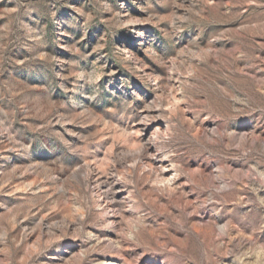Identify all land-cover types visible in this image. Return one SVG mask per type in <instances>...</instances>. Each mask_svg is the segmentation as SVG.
Returning a JSON list of instances; mask_svg holds the SVG:
<instances>
[{
    "label": "rangeland",
    "instance_id": "rangeland-1",
    "mask_svg": "<svg viewBox=\"0 0 264 264\" xmlns=\"http://www.w3.org/2000/svg\"><path fill=\"white\" fill-rule=\"evenodd\" d=\"M0 264H264V0H0Z\"/></svg>",
    "mask_w": 264,
    "mask_h": 264
}]
</instances>
